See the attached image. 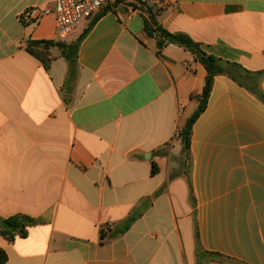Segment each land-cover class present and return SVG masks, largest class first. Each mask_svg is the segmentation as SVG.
<instances>
[{
	"label": "crops",
	"instance_id": "1",
	"mask_svg": "<svg viewBox=\"0 0 264 264\" xmlns=\"http://www.w3.org/2000/svg\"><path fill=\"white\" fill-rule=\"evenodd\" d=\"M141 1L238 65L241 84L214 77L188 171L175 135L207 72L182 47L159 49L145 10L81 22L70 66L56 45L29 46L54 42L53 14L19 20L54 0H0V219L32 220L0 234L5 264H264V0ZM195 228L221 257L196 253Z\"/></svg>",
	"mask_w": 264,
	"mask_h": 264
},
{
	"label": "trees",
	"instance_id": "2",
	"mask_svg": "<svg viewBox=\"0 0 264 264\" xmlns=\"http://www.w3.org/2000/svg\"><path fill=\"white\" fill-rule=\"evenodd\" d=\"M120 3H126L134 9L145 10L148 15V21L145 23V29L149 36L156 37V44L159 49L163 48L166 45L173 44L179 47H182L189 51L195 59H197L205 68L207 75L205 78V84L202 88V91L198 95H191L192 99H196L198 101V107L195 112L187 119L184 126L179 131L180 142L182 146V156L184 159V165L188 171H190V142H191V134H192V126L196 119L201 115V113L206 109L207 102L209 99L213 79L218 75H225L235 82L240 81L238 78L244 72L238 65L223 62L220 59H217L211 55L205 54L201 49L198 43L194 42L190 37L182 33H171L167 30H164L161 26L158 25V22L155 18L156 12H152V10L146 6L144 2L141 0H117L112 5H107L102 9L101 13L96 16L93 22L103 13L110 11L115 8L116 5ZM91 22V25L93 24ZM81 41V37L74 42L73 44L65 45L64 43H55V42H29V46H44L50 47L52 45H56L59 49H61L62 56L68 61L71 66L75 62L77 50L79 43ZM30 51V50H29ZM46 64V61H44ZM264 76V71L260 72ZM248 88V87H247ZM259 96L261 100L264 101V95L261 92L255 93ZM155 172V167L152 166V173ZM188 187H189V201L191 205H194V197H193V188L190 180L188 179ZM32 220L23 215H15L9 217L7 219H0V234L12 239L15 232L19 234V236H24L25 231L24 227L28 224H31ZM194 238L196 242V253H200L202 248L199 245L198 235L196 228L194 229ZM203 253L213 256H219L217 254H211L203 251ZM221 257V256H219ZM7 261V255L3 250H0V264H5Z\"/></svg>",
	"mask_w": 264,
	"mask_h": 264
},
{
	"label": "built area",
	"instance_id": "3",
	"mask_svg": "<svg viewBox=\"0 0 264 264\" xmlns=\"http://www.w3.org/2000/svg\"><path fill=\"white\" fill-rule=\"evenodd\" d=\"M117 0H54L52 7L40 9L30 7L19 15L22 24L36 23L43 15L53 14L55 27V43L68 41L77 26L88 21L99 13L105 6L112 5ZM169 3V0H163ZM179 137L178 132L175 135Z\"/></svg>",
	"mask_w": 264,
	"mask_h": 264
}]
</instances>
